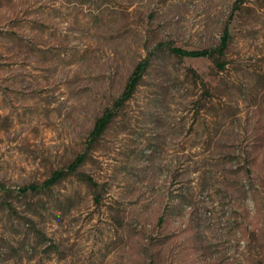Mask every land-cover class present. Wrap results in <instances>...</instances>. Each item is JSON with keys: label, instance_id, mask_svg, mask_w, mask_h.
<instances>
[{"label": "rangeland", "instance_id": "374dc122", "mask_svg": "<svg viewBox=\"0 0 264 264\" xmlns=\"http://www.w3.org/2000/svg\"><path fill=\"white\" fill-rule=\"evenodd\" d=\"M0 264H264V0H0Z\"/></svg>", "mask_w": 264, "mask_h": 264}, {"label": "trees", "instance_id": "16d2710c", "mask_svg": "<svg viewBox=\"0 0 264 264\" xmlns=\"http://www.w3.org/2000/svg\"><path fill=\"white\" fill-rule=\"evenodd\" d=\"M230 32L228 29L225 30V33L222 37L221 44L213 48H203V49H183L180 47L172 46L171 50L180 55V56H192V57H221L224 55L225 50L228 48L230 43ZM152 62V53H149L144 60L139 62L136 68L133 70L130 75L128 82L125 86V89L119 97H117L111 106L107 107L102 115H100L93 127V130L90 134V139L92 142H96L100 137L105 133L110 124L114 121L116 116L119 114L122 107L129 101L135 94L138 86L140 85L142 78L151 65ZM218 65L221 68L225 67L224 62L217 61ZM86 159V154L78 155L66 168H62L53 172V174L40 186L35 184H30L21 188V191L27 192L28 190H46L49 189L52 185L59 182L61 179L68 176L70 173H75L78 168L83 164ZM85 179L88 182H93L90 176L84 174Z\"/></svg>", "mask_w": 264, "mask_h": 264}]
</instances>
